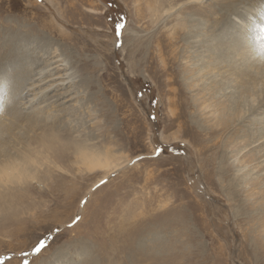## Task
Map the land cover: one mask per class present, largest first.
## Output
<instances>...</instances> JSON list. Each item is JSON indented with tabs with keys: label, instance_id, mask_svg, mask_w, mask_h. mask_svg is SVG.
<instances>
[{
	"label": "rangeland",
	"instance_id": "374dc122",
	"mask_svg": "<svg viewBox=\"0 0 264 264\" xmlns=\"http://www.w3.org/2000/svg\"><path fill=\"white\" fill-rule=\"evenodd\" d=\"M182 1L0 0V89L20 81L25 66L42 68L56 49L77 93L57 98L72 88L63 84L47 94L64 107L77 101L81 109L64 138L109 146L128 160L94 185L102 171H78L73 148L52 153L64 171L44 162L33 174L40 186L26 177L28 183L8 191L9 205L0 202V260L13 257L3 264H24L21 253L40 239L47 247L29 255V264H264V150L254 155L264 135L248 145L245 121L217 120L225 98L195 84L201 47L190 41L195 31L198 44L227 34L236 13L228 16L225 5L251 0L175 5ZM122 22L117 48L115 28ZM56 117L55 125L67 124ZM32 131L19 129L18 140ZM158 146L163 151L156 156ZM240 147L251 154H238L232 164ZM237 167L255 174L242 179Z\"/></svg>",
	"mask_w": 264,
	"mask_h": 264
},
{
	"label": "bare ground",
	"instance_id": "6f19581e",
	"mask_svg": "<svg viewBox=\"0 0 264 264\" xmlns=\"http://www.w3.org/2000/svg\"><path fill=\"white\" fill-rule=\"evenodd\" d=\"M203 1L205 0H184L176 2L175 5L182 7L185 4L201 3ZM262 5H264V0H251L250 3H246V1L243 3L242 1L241 7H237L231 2L227 3L224 13L227 12L228 16L231 13H236L235 16L232 15V24L230 22L228 24L229 18H226V24L230 25L225 28L227 34L217 35L218 33H214L205 36L204 39L200 40L202 41L199 42L200 44L197 43L196 31L190 38L193 44H191L192 48L196 47L195 50H197V47H201V49L198 48L196 54V72L193 75L196 81L195 84H201L202 89H217L218 93H222L226 102L222 105L224 107H220L222 111L216 118L229 123L231 118L237 116L238 119L236 117L235 120L239 121V125H242L245 121L246 126L251 127V129L249 128V135H247L251 139L244 137V135L242 137V134L240 139H245V141L248 139V145L261 139L259 133L264 135V110L260 111L264 107V56L260 55V46L264 43V40L261 39L257 27L261 23L259 12ZM173 7V3L168 8L165 7L163 9L164 14H167ZM244 11H246L245 14L242 13ZM88 38L93 42H98L94 37L88 36ZM49 60L52 62H49ZM66 63V59L54 49L42 61L41 64H44L42 68L35 71L34 67L39 64L34 67L27 65L25 66L24 76L20 78V81L17 80L16 83H11L8 89H0V202L6 201L7 203L2 204V206L9 205L8 199L13 198L12 195L7 197L9 190L28 183L24 182L27 180L26 177H31V181L38 183V179L33 174L42 168L44 162L46 165L47 163H53L59 171H64V167L54 163L55 159L52 157V153L66 152L69 147L73 148L74 162L72 161V163L77 165L78 171H102L101 175L93 181L92 184L94 185L128 163L127 159L122 162L119 155L110 152L109 146L102 148L97 147L93 142L80 141L79 138V141L73 138L70 140L71 137L64 138L65 135H68L67 125H71L70 123L74 121L72 118L73 121L71 122V117L76 116V119L79 114L75 113L81 111L80 104L75 101L72 107H64L61 105L62 103L56 104V100L48 96L47 93L51 90L60 89L64 86L63 84H68L72 88L59 95L56 94L57 98L58 96L61 98L68 97L70 92H74L73 95L77 93L74 89L75 77L69 73L70 67H67ZM50 64H54V66L49 67ZM233 89H236V96L233 97L232 94L231 98L229 95L233 92ZM25 91L27 93L24 95ZM70 97L74 98L75 96ZM245 112L249 113L245 116ZM55 114L60 119L66 117L63 122L65 121L67 124H60L61 120L57 119L59 123L55 125L57 118ZM214 116H216L215 113ZM23 121H25L24 124H22ZM46 123H53V125L47 127ZM79 125L76 123L77 128L72 126L71 130L77 131ZM34 127L40 132L35 134L32 131ZM21 128L25 132L32 131L31 136L23 141L18 140L23 139L19 132ZM255 128L260 130L255 131ZM63 131L65 132L63 133ZM10 141L14 145L13 148L11 147L12 149L8 147ZM256 145H253V147ZM243 148L240 147L234 152L232 164L241 160L239 157L237 158L238 154L243 158L251 154L250 151H245L242 154ZM263 150L264 146L254 151L255 160L258 159ZM223 157L225 159L226 155ZM259 161H264V156ZM260 170L264 175V163L261 165ZM252 171L249 170L241 174L244 172V168L238 169L237 167L235 169L236 173H240L239 176L242 175V179L250 173L255 174V171Z\"/></svg>",
	"mask_w": 264,
	"mask_h": 264
},
{
	"label": "snow or ice",
	"instance_id": "6c2138e0",
	"mask_svg": "<svg viewBox=\"0 0 264 264\" xmlns=\"http://www.w3.org/2000/svg\"><path fill=\"white\" fill-rule=\"evenodd\" d=\"M259 17L261 23L257 26L258 31L261 34V39L264 40V5H262L261 10L259 12ZM243 19V17H242ZM121 20H124V17H121ZM125 27V23H118L115 28V38H116V47L119 48L121 46V30ZM260 55L264 56V43L261 44L260 46ZM151 119L155 120L156 117L153 116ZM163 151V148H160L159 146L156 148L155 155L159 156L161 152ZM144 157H140V159H143ZM101 183H106V181H102ZM82 203H86V201H82ZM80 220V217L77 216L75 218L74 222H78ZM71 227V225H70ZM59 231V229H57ZM47 247V240L46 239H40L36 242V244L29 250V251H24L21 253V257L24 258V264H29V261L26 259L29 255H38L42 252L43 249ZM13 257L12 256H4L3 260H0V264H3V261L6 260H11Z\"/></svg>",
	"mask_w": 264,
	"mask_h": 264
}]
</instances>
